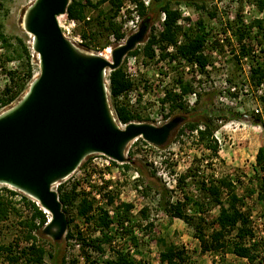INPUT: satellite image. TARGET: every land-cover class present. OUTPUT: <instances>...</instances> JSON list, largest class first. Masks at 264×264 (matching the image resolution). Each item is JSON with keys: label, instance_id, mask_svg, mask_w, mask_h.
<instances>
[{"label": "rangeland", "instance_id": "obj_1", "mask_svg": "<svg viewBox=\"0 0 264 264\" xmlns=\"http://www.w3.org/2000/svg\"><path fill=\"white\" fill-rule=\"evenodd\" d=\"M33 1L0 0L2 4L0 23L3 26V32L12 39L18 51H21V47H26L30 55V65L36 77L39 72L37 55L31 48V36L22 27L24 12ZM78 1L83 4L86 2V0ZM89 1L91 5H96L98 2V0ZM120 1L121 6L115 13L114 21L120 26L125 38L137 30L145 17H140L137 24L131 9L133 1L136 0ZM151 1L149 0L147 7L150 6ZM254 2V0H205L204 8L201 9L184 3L173 6L180 14L181 31L177 40L181 43L188 35L192 36L196 33L198 21L203 22L205 32L208 33L202 51L207 59V65L203 71L198 67H191L179 58H175L174 61L171 59L150 60L141 53L128 55L136 58L135 65L138 69V77L132 82L133 87L144 89L142 94L145 96V102L143 103L142 97L139 96L138 105L133 110V113L140 117L141 122L138 123L161 126L174 117L182 116L185 119L184 124L190 119L193 111H200L206 107L212 112L208 117L213 120L216 127L214 139L217 141L218 153L216 156L211 154L197 141L196 133L185 129L182 124L163 147L145 145L143 140L132 141L125 151L127 159L125 164L113 165L109 161L106 166L105 159L99 155L85 158L74 173L52 187L56 191L60 187L68 190L74 188L76 194L74 207L68 211V216L72 220L70 231L73 233V238L66 239L64 236L60 241L67 262L75 260L78 264H85L80 243L76 238L78 233L87 239L99 235L94 224H84L76 214L75 206L83 196H86L87 199L95 201L96 206L112 211L111 218L115 223L116 208L114 207L116 205L125 203L132 207L128 217L122 220V224L118 223L117 226L111 224L112 239L104 247L102 254H94L90 248H86L93 258H97V264H105V261L114 256V251L123 252L126 248L133 250L131 254L133 259L140 261L141 264H162L159 253L170 247L184 251L185 258L181 264H250L247 260L230 253L224 256L212 253L202 254L199 243L193 236L192 226L199 222V216L193 218L195 214L189 206L185 213L191 218V224L178 218L170 220L158 209L156 191L146 189L141 177H136L139 174L134 164H142L150 173L155 174L168 189L171 202L182 201L185 194L205 203L207 201L205 195L199 190L201 181L229 179L235 192L243 199V210L249 216L254 239L263 243L260 251L264 254V202L259 201L257 197L258 183L260 178L264 177V171L256 165L255 161L257 150L264 146V81L259 87L254 86L250 81L249 66L250 61L253 60L264 65V11H259ZM122 9H128L124 12L125 17L121 13ZM109 13L108 3L97 8L87 6L84 20L77 21L75 27L70 26L65 16L60 17L59 25L64 36L80 51L88 54H102L110 58L111 49L121 41L116 42L110 32L104 31L106 22L98 19V16H107ZM87 17L89 20H86ZM149 20V29L144 42L137 46H140L139 51L148 39L150 30L156 33L161 28V14L151 16ZM257 21L263 22L262 29L255 26ZM86 22L89 24L87 25ZM98 23L101 25L99 26ZM82 33L94 34V41L83 40ZM240 36L242 37L241 45L244 48L241 54L238 43ZM78 38L82 42H79ZM157 45L155 44L154 47ZM2 53L3 50L0 49V55ZM242 53L247 56L242 57ZM127 57L122 62L124 71L131 62L127 61ZM2 61L3 56H0V91L9 83L6 71L16 70L20 64L18 58H14L6 66L2 64ZM139 62L143 64V67L138 65ZM184 85L189 86L191 93L196 94L193 105L189 104L188 94L180 96L181 98L177 100V103L182 105L178 109H173L171 102L160 99L161 90L179 96L173 91ZM16 102L1 108L0 113ZM108 103L115 115L116 100L108 95ZM148 109L154 110L159 117L151 120L147 116ZM123 165H127L128 168ZM181 176L184 177L181 185L176 184L175 188H171L172 178ZM1 187L11 189L0 185ZM18 193V196L12 200L17 209L16 215L12 214L7 221L0 223V244L11 246L14 255H17L16 253L26 245L23 241L26 229L21 223L30 216V209L20 196L23 194ZM98 193L113 197V204L105 205L98 198ZM226 197L223 192L221 201L225 202ZM28 199L33 201L31 198ZM212 203L210 201V206L213 205ZM207 206L208 204L201 217L204 220L202 227L209 232L213 228L218 207L211 206L208 209ZM141 209H146L147 218L144 219L140 215ZM149 224L152 225L151 229L146 228ZM35 236L37 243L44 245L47 252L52 251L50 243L53 242L48 237L41 231L39 234L35 233ZM45 260L48 261V258L46 257ZM0 264L8 263L1 258ZM18 264H25V262L20 260Z\"/></svg>", "mask_w": 264, "mask_h": 264}, {"label": "trees", "instance_id": "obj_2", "mask_svg": "<svg viewBox=\"0 0 264 264\" xmlns=\"http://www.w3.org/2000/svg\"><path fill=\"white\" fill-rule=\"evenodd\" d=\"M205 0H152L149 7H145L142 1H133L135 10L141 18H151L163 14V21L161 22V30L154 33L150 30V35L146 42L142 45L141 50L139 47L129 52L130 54L141 53L145 58L152 60L154 58L153 47L155 44L159 45L160 58L159 60H165L169 57L171 60L175 58H181L188 64H196L200 70H204L207 65V59L202 54L204 43L207 39L208 33L205 32V27L202 21L197 22L196 33L192 36L188 35L186 40L177 45V36L181 31L178 21L180 20V14L177 9H174V5H180L182 3L195 8H204ZM255 7L259 11H264V0H254ZM108 3L110 13L107 16H98L102 22H106L104 31L110 32L111 36L116 42H120L124 39V34L121 32L120 26L114 21V16L118 8L121 6L120 0H98L96 5H91L89 0L83 4L78 0H71L65 16L68 20L83 21L85 18V9L87 6L94 8L100 5ZM2 4L0 3V9ZM98 21V20H97ZM262 21L255 22V26L258 29H262ZM88 25L89 22H86ZM103 24V23H102ZM100 26L101 23H98ZM83 40L94 41V34H81ZM241 36L238 38L240 44V54L244 50L241 43ZM20 44V41H18ZM87 43V42H86ZM18 44V45H19ZM162 45V46H160ZM174 45L175 54L169 56L165 54L164 50L166 46ZM0 49L3 50L2 64L6 66L7 63L18 58L20 61L19 68L16 70L6 71L9 83L3 87L0 91V109L9 106L14 101H18L26 92L30 82L34 78V72L30 65V55L25 46L21 47V51L15 47L12 43V39L5 35L3 32V26L0 23ZM242 57L247 56L245 53ZM250 81L251 83L259 87L264 81V65L253 61H250ZM108 91L110 96L116 100V97L120 94L132 89L133 83L125 76L122 65L114 71L108 72ZM181 94L173 95L171 93H165L164 102H171L173 109L181 108L182 105L177 103L180 96L191 93V88L187 85L180 86ZM114 106V113L117 121L121 124H128L130 122H141L140 117L134 114L125 104L118 103ZM212 114L209 109L204 107L200 111H193L190 119L187 120L183 127L191 132H196L197 141L211 152L214 156L218 153L217 141L214 139V131L216 127L213 124V120L208 116ZM202 126V127H201ZM183 132V131H181ZM141 140V139H138ZM256 165L264 171V146L257 150L255 156ZM113 165L117 163L112 161ZM125 168L127 165H123ZM134 168L144 182L145 188L156 191L158 196L157 206L158 209L169 217L170 220L175 218L181 219L187 224H191V218L186 216V210L190 206L195 214L193 218L199 216V222L193 226L194 238L198 241L200 246V252L202 254H233L234 256L247 260L250 264L258 262L264 264V254H261V247L263 243L257 239H254V233L250 227L249 216L243 210V199L235 192L233 185L227 178L220 179H205L201 181L199 186L200 192L205 195L204 201H199L188 195L183 196L182 201L171 202L168 196V189L157 179L154 173H150L144 165L134 164ZM184 177H177L176 184L180 186ZM226 190V191H225ZM225 192L227 196L225 202H222L221 198ZM59 201L62 204V210L65 213L68 220V229L65 234L66 239L73 238V233L70 231L72 220L69 218V210L74 207V201L76 194L74 188L64 189L60 187L57 190ZM18 192L6 187L0 188V223L7 221L12 214L16 215L17 209L13 205V198L18 196ZM24 204L30 209L29 218L25 219L21 224L26 229V233L23 237V241L26 244L25 247L20 249L17 255L13 254L11 246L0 244V259L3 258L8 264H18L20 260H24L25 264H78L73 260L67 262L65 255L62 251L61 242L50 243L52 248L51 252L45 250L44 245L37 243L36 234H39L43 226L47 223L49 215L44 213L37 204L25 195H20ZM258 200L264 202V177H261L258 183ZM210 201L213 205L218 207L217 215L214 219L211 231L207 232L202 227L204 221L201 217L206 204V208H210ZM106 203L108 205L113 204V197L106 195ZM116 223L108 215L105 209L96 206L95 201L87 199L83 196L77 205L75 211L77 216L82 220L84 224H94L96 230H98V236L91 237L89 239L84 238L81 234L76 237L81 246V254L85 259V264H97V258L87 251L86 248H90L94 254H102L104 247L111 242L110 226L118 223L122 224V220H125L131 210L130 204L121 203L116 205ZM146 209L140 210V215L143 218H147L145 213ZM146 228H152V225H147ZM109 231V233H108ZM134 243L135 240L132 239ZM46 257L48 261H46ZM184 251L170 247L165 251L159 253V260L162 264H181L184 261ZM105 264H141L140 261L133 259L131 254L123 253L121 251H114V256L105 261Z\"/></svg>", "mask_w": 264, "mask_h": 264}, {"label": "water", "instance_id": "obj_3", "mask_svg": "<svg viewBox=\"0 0 264 264\" xmlns=\"http://www.w3.org/2000/svg\"><path fill=\"white\" fill-rule=\"evenodd\" d=\"M69 3L34 0L25 10L22 27L31 36L39 72L23 96L0 113V185L31 198L49 215L41 233L53 243L68 229L55 184L94 154L125 164L126 148L137 139L163 147L185 120L178 116L161 126L118 125L108 103L106 76L144 42L150 20L143 19L107 60L80 51L64 36L58 19Z\"/></svg>", "mask_w": 264, "mask_h": 264}, {"label": "built area", "instance_id": "obj_4", "mask_svg": "<svg viewBox=\"0 0 264 264\" xmlns=\"http://www.w3.org/2000/svg\"><path fill=\"white\" fill-rule=\"evenodd\" d=\"M140 1H142L143 2V4L145 5V7H147L148 6V4H149V0H140ZM131 9L133 10V12H134V15H135V21H136V23L138 24V20H139V18H140V16L137 14V12H136V10H135V5H134V2H133V5H132V7H131ZM128 9H122L121 10V13H122V15H124V17H125V11H127ZM65 16V15H64ZM183 16H185V15H183ZM62 17V16H61ZM66 17V16H65ZM86 20H89V18L87 17L86 18ZM69 22H70V26L71 27H75L76 26V22L77 21H75V20H68ZM163 21V14H161V22ZM180 21H181V19L178 21V24L180 25ZM139 27V26H138ZM138 29V28H137ZM160 30H161V28H160ZM126 38V37H125ZM125 38L124 39H122L121 40V42H123L124 40H125ZM78 41L79 42H82V40L80 39V38H78ZM181 43V41L180 40H177V45H179ZM175 48H176V46H174V45H169V46H166V48H165V50H164V52H165V54H168L169 56H171V55H174L175 54ZM153 51H154V58L153 59H155V60H159V56H160V48H159V45H157L156 47H153ZM128 56V55H127ZM126 56V57H127ZM125 57V58H126ZM178 58V57H177ZM167 59H170L169 57H167L166 58V60ZM181 58H179V60H180ZM129 60V64H128V67H127V69L124 71L125 72V76H126V78L128 79V80H130L131 82H134L136 79H137V77H138V69H137V67H136V65H135V63H136V58L135 57H127V61ZM181 60H183V59H181ZM172 61H174V60H172ZM184 61V60H183ZM138 65L140 66V67H143V64L142 63H138ZM191 67H193V68H197L198 66L196 65V64H194V63H192V64H189ZM199 68V67H198ZM206 68V67H205ZM106 84H107V87H108V85H109V83H108V80L106 81ZM149 84V83H148ZM144 91V89H143V87H137L136 89L134 88V87H132V89H130V90H128V91H126V92H124V93H122V94H120L119 96H117L116 97V102H118V103H123V104H125L132 112H134L133 110H134V108L135 107H137V105H138V99H139V96H141L142 97V102L144 103L145 102V96L142 94V92ZM173 92H177L179 95L181 94V91H180V89H177V90H174ZM165 91H163V90H161L160 91V95H159V97H160V99L161 100H164V97H165ZM108 95L110 96V93H109V91H108ZM183 96H185V95H183ZM188 96H189V104H191V105H193L194 103H195V101H196V94L193 92V93H188ZM115 116V115H114ZM147 116L152 120V119H157V117H159V115H158V113H156L154 110H151V109H148V112H147ZM160 117H162V116H160ZM116 118V117H115ZM117 120V119H116ZM117 123H118V125L121 127V128H123L125 125L124 124H121V123H119L118 121H117ZM154 125V124H153ZM155 126H158V125H155ZM160 126V125H159ZM196 133V132H195ZM138 140V139H137ZM136 141V140H135ZM145 145H148V146H152V145H150V144H148V143H146L145 142ZM154 147V146H153ZM94 155H98V154H94ZM99 156H102V155H99ZM104 159H105V163H106V166L109 164V161H111L110 159H108L107 157H104V156H102ZM112 162V161H111ZM137 176H139V175H136V177ZM176 179L177 178H172V187L171 188H175V186H176ZM98 198L99 199H101L104 203H105V205H107V203H106V196H104V195H101L100 193H98ZM100 203V202H99ZM100 205H101V203H100ZM109 208V207H108ZM107 212H108V215L110 216V218H111V216H112V214H113V212L112 211H109V209H107L106 210ZM164 214V213H163ZM123 252L124 253H128V254H132V252H133V250L132 249H130V248H126L125 250H123Z\"/></svg>", "mask_w": 264, "mask_h": 264}, {"label": "bare ground", "instance_id": "obj_5", "mask_svg": "<svg viewBox=\"0 0 264 264\" xmlns=\"http://www.w3.org/2000/svg\"><path fill=\"white\" fill-rule=\"evenodd\" d=\"M58 21H59V23H60V18L58 19ZM124 42V41H123ZM123 42H121L120 44H122ZM112 50V49H111ZM110 54H111V51H110ZM98 55H100V56H102V54H98ZM103 58H105V59H107V60H110V58H106V57H104V56H102Z\"/></svg>", "mask_w": 264, "mask_h": 264}]
</instances>
